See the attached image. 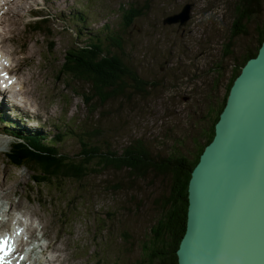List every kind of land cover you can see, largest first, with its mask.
I'll return each instance as SVG.
<instances>
[{
	"label": "rangeland",
	"instance_id": "1",
	"mask_svg": "<svg viewBox=\"0 0 264 264\" xmlns=\"http://www.w3.org/2000/svg\"><path fill=\"white\" fill-rule=\"evenodd\" d=\"M259 1L263 9L252 19L249 36L236 37L232 56L225 57L237 0H8L7 10L13 13L4 15L0 49H13V72L23 78L19 86L27 103L25 110L5 107L0 151L9 150L8 141H15V134L24 139L25 134L45 138L61 132L58 150L77 159V137L96 129L100 137L94 136L91 143H107L112 150L141 141L155 156L187 155L192 136L206 124V98L210 94L222 98L234 59L254 45L255 25L264 21V0ZM185 4L192 7L184 27L162 24ZM36 5L39 14L61 17L63 22L50 19L42 32H34L29 12ZM132 7L140 15L124 27L123 12ZM107 36L120 42L110 47L111 52L149 86L143 94L130 90L123 97L87 102L83 96L88 95L89 85L58 76V69L67 48ZM217 64L224 66V77L214 73ZM33 173L31 167L7 164L0 152L4 209H21L26 218L34 210L31 214L41 221L34 220L32 226L37 234L42 228L46 231L47 241H39L34 258L44 264H133L141 258L142 243L149 240L150 228L160 216V200L169 191L167 176L149 173L136 178L126 171L102 170L81 181L54 180L57 194L32 185ZM117 184L121 189L114 187ZM12 189L17 196L7 200L4 197ZM64 238L71 242L68 248L61 242ZM51 257L61 260L52 263Z\"/></svg>",
	"mask_w": 264,
	"mask_h": 264
},
{
	"label": "trees",
	"instance_id": "2",
	"mask_svg": "<svg viewBox=\"0 0 264 264\" xmlns=\"http://www.w3.org/2000/svg\"><path fill=\"white\" fill-rule=\"evenodd\" d=\"M262 9L263 5L259 0H237L233 7L229 41L223 50L225 57L232 56L236 37L249 36V25ZM139 15L140 10L133 7L124 10V27H129L132 19ZM254 32L253 47L246 49L239 59H234L230 67V76L223 86L222 98L213 94L206 98L208 101L205 108L206 124L199 130L198 135L192 136V149L187 155L170 153L166 157L155 156L141 141L130 143L120 151L112 150L107 143H91L94 136L100 137V131L92 129L84 131L83 137H77L79 144L77 159L60 153L56 142L62 143L60 137L63 133L58 132L50 143L42 138L37 141L32 138L35 137L34 135L28 136L26 140L32 138L29 145L17 144L10 157V164L16 168L31 167L34 173L30 175V181L35 185L53 189L57 194L60 190L53 184L54 180L81 181L91 173L98 174L102 170L126 171L136 178H143L149 173L167 176L169 191L160 200V216L150 228L149 240L142 243L141 258L133 264H177L176 251L186 230L188 183L191 171L198 163L205 146L214 136V126L224 108L234 79L246 61L257 55L264 41V21L255 25ZM119 44L115 36H107L87 46H78L77 43L72 45L65 52L63 63L58 69V76L88 84L90 91L88 95L83 96L87 102L94 98L105 102L123 97L130 90L145 93L149 83L142 80L123 62L122 58L111 52L110 47L115 48ZM214 73L224 77L226 70L223 65L217 64ZM214 85L217 86L216 83ZM32 163H35L36 167L29 165ZM114 187H117V190L121 189L120 184Z\"/></svg>",
	"mask_w": 264,
	"mask_h": 264
},
{
	"label": "water",
	"instance_id": "3",
	"mask_svg": "<svg viewBox=\"0 0 264 264\" xmlns=\"http://www.w3.org/2000/svg\"><path fill=\"white\" fill-rule=\"evenodd\" d=\"M190 4L163 19L184 27ZM177 264H264V41L228 92L188 183Z\"/></svg>",
	"mask_w": 264,
	"mask_h": 264
},
{
	"label": "bare ground",
	"instance_id": "4",
	"mask_svg": "<svg viewBox=\"0 0 264 264\" xmlns=\"http://www.w3.org/2000/svg\"><path fill=\"white\" fill-rule=\"evenodd\" d=\"M3 1L4 0H0V4H2ZM1 25H2V19H0V29H1ZM19 84H20V81L18 80V82H17V80H15V78H14V83L10 82V86L14 91L13 94H16L17 97L23 96V87H20ZM7 200H9V199H7ZM3 212L4 211L2 210L1 205H0V215H3L4 214ZM32 217L38 218L36 216H32ZM38 220L41 221L40 218H38ZM31 228H33V227H31Z\"/></svg>",
	"mask_w": 264,
	"mask_h": 264
},
{
	"label": "snow or ice",
	"instance_id": "5",
	"mask_svg": "<svg viewBox=\"0 0 264 264\" xmlns=\"http://www.w3.org/2000/svg\"><path fill=\"white\" fill-rule=\"evenodd\" d=\"M8 239L7 237L0 239V253H3V255H0V261L4 260L13 250L8 244Z\"/></svg>",
	"mask_w": 264,
	"mask_h": 264
}]
</instances>
